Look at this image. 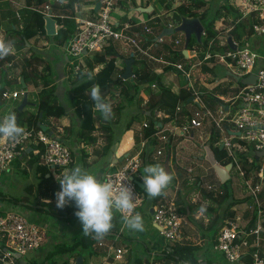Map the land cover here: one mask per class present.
Listing matches in <instances>:
<instances>
[{
  "label": "crops",
  "instance_id": "0c3cea01",
  "mask_svg": "<svg viewBox=\"0 0 264 264\" xmlns=\"http://www.w3.org/2000/svg\"><path fill=\"white\" fill-rule=\"evenodd\" d=\"M0 14H1V29H0V40H3L5 36V30L7 25L12 20V12L15 13V9L11 4L4 0H0ZM23 5L26 4V0H18ZM36 0L35 2H37ZM44 4H51L54 8L53 14L60 16H68L70 17V11L69 10H63L62 7L66 4V0H43ZM98 0H84V3L80 4L77 8V10L74 12L73 16L80 17V18H89V19H95L96 18V3ZM223 5L226 3L225 0H222ZM136 7H133L130 5L129 2H125V0L120 1L118 5L115 6L117 8L114 12L116 14V18L119 17L122 18V20H119L118 23H123L129 26V29L126 30V35L133 37L135 34V39L137 40L138 44L149 54H152L156 58H160L163 61L167 62H174L177 64L184 65L186 69V64L178 63L177 61H169L165 58V56H170L172 50L174 49H181L182 52L187 51V58L190 61H187L191 64V68H196L195 72L200 73L201 71L209 72L211 79L209 82H203L201 80L202 86H200V90L203 92V94H206L207 91L210 90L211 96H214V92H222L218 87H222L221 89H224L226 92V89L234 90V92H226L221 95H216L222 103L224 104V100L231 99L235 97L238 92L240 91L241 87L244 86L238 81L236 78V85L235 87H228L226 85H222V81H216L218 78V73H213L214 68H220V64H217V62L212 63L211 65L207 67L198 68L203 62L197 58V51L198 47H195L193 50H188L186 45L183 46L182 41L179 40V44H175V40L173 37H169L165 39V42L162 43L161 46L156 44V37L159 32H161L163 29H165V24H160L155 19L156 16L160 15V12H153L151 13L149 18H146L143 16L142 13H140L139 16L135 17L132 15V11H137V8L139 7H146L145 3L146 0H135ZM222 5V6H223ZM148 6V5H147ZM131 10L130 13L128 11ZM173 11V5L172 9ZM170 11V12H171ZM138 12V11H137ZM174 12V11H173ZM172 16L170 13L169 17ZM157 20L154 21V25H150L152 33L151 34H144L143 29L145 25L138 24L142 20ZM184 19V18H183ZM137 22L136 25L132 26L130 21ZM56 21V30L58 28V23ZM180 23H177L179 25ZM176 25V26H177ZM158 29V30H157ZM47 32V31H46ZM175 32V31H174ZM217 36L222 39L221 35L224 34L223 30L217 31ZM225 32H228L227 35H225L224 40H219V44L217 48H215V51L217 52L218 48L223 49L226 48L227 45V38L230 37V32L225 30ZM194 37V36H192ZM232 40L233 43L237 42L233 36ZM179 38V37H178ZM218 38V39H219ZM217 39V41H218ZM35 41V40H34ZM257 42H254V45H256L257 49L262 50L264 52V39L258 38L256 39ZM38 42H49V39H46L44 37H41L35 43ZM51 42V41H50ZM226 42V44H225ZM186 43V40L185 42ZM53 46H55L54 43H52ZM28 47H30L29 44H27ZM114 48V51L116 52L117 58L114 63L113 70H105L103 65H96L92 71H88V69H84L82 72L83 74L87 75L89 74L91 77H106L104 79V88L103 91L100 89L98 93L103 94L104 96V102H106L109 107L105 108L108 110V115L105 119H102L101 121L98 119V113H96L97 110H104L99 109L97 104H92L91 107L92 112H95L93 117H97V121L94 122V127H92V130H89V128L82 127L83 122V116L81 115V112L79 108L82 106V104H75L73 101L69 99V94L73 93V90L77 88L78 86L82 85V81L77 77V72H74L71 70V68L68 65V58L63 53L62 47L55 46L56 52L49 57V59L44 58L46 61H48L51 64L52 67V81L54 85L56 86L55 90V98L54 103L60 104L66 109V115L62 118H50L49 122L54 123L55 131L56 133H53L57 135L71 150L73 154V162L70 165L69 168L65 170H61L60 173H57V175H63L64 173L71 170V168L74 165H79L83 169L88 170L92 173H95L98 175L99 178L104 179V176L106 174L112 173L119 169L129 157L133 156L139 151L140 143L136 144L135 142V133H139L141 124L146 121L145 115H149L150 113L147 112L146 114H143V112L137 107L134 108H125L120 117V122L117 125H112V130L109 129V126L112 122V119L110 118L113 114L112 109L119 101L118 97L113 98V94H118L119 91H116L113 89L111 85V80L115 78L116 75H118L120 72L122 74L124 73V70L126 68V61L129 59L136 58V61L140 62L141 58H145L148 64V67L151 69V72L153 75H157L160 77L161 82L163 85L167 86L172 90V92L176 95H178L180 88L183 86L181 82V78L176 76L175 74H178L174 70L168 68L165 64H162L160 62H154L149 60L144 54L138 53L133 45H131L128 42H120L115 41L110 44ZM223 46V47H222ZM34 47V46H33ZM157 47V48H156ZM174 47V48H173ZM157 49V51H153V49ZM226 50V49H224ZM12 52H15L14 50ZM25 54V53H23ZM20 54L17 56L14 63H16V67L14 66V71H12V78L10 80L16 81V83H13L9 90L11 91H18L22 92L23 94H20L16 99L13 98H7L3 99L1 101L0 106V120H3L5 117L11 114L13 110H27L29 113L36 114L38 110V94L41 90L40 86L36 87L33 82H27L24 80V73H19L18 68V58L23 55ZM31 54V53H26ZM105 54V53H104ZM102 54V55H104ZM30 56V55H29ZM27 56V57H29ZM94 56V55H92ZM91 56V57H92ZM24 57V56H23ZM42 57V56H41ZM216 61V60H215ZM132 63L131 65V71H132V78L127 79L131 82H134L135 75L134 72L139 68L138 63ZM220 63V62H219ZM223 64V63H221ZM208 65V64H207ZM226 66L225 64H223ZM24 66H26L24 61ZM23 66V69H24ZM227 67V66H226ZM226 69V68H225ZM220 70V69H219ZM3 71V70H1ZM0 71V72H1ZM165 71H170V73H174L172 76H169ZM200 71V72H199ZM234 73L238 71L233 70ZM232 72V73H233ZM5 73H7L5 71ZM9 73V72H8ZM7 73V74H8ZM193 73V72H192ZM215 77H213L212 75ZM202 74V72H201ZM200 75V74H198ZM232 75V74H231ZM8 76V75H7ZM123 76V75H122ZM213 77V78H212ZM123 78V77H122ZM88 79V78H87ZM123 80H125L123 78ZM40 81L39 79L37 80ZM126 81V80H125ZM216 84V86L214 85ZM214 85V86H210ZM146 84L141 85L140 88V97L144 100V103H146L149 99V96L145 94L142 90L145 88ZM154 89V87H153ZM217 89L218 91H216ZM223 90V91H224ZM228 91V90H227ZM88 91L86 90L84 93H79V96H88ZM232 95V96H231ZM73 96V94H72ZM211 96H207L203 103L207 106L208 110H211L213 112L217 111L215 108L216 103H212ZM190 100V99H189ZM192 101H189L188 104H178L177 107L181 106L182 111H186L188 115L193 114L197 111L198 108L191 109L190 104ZM114 103V106H112ZM193 104V103H192ZM218 104V103H217ZM197 105V104H196ZM227 105V104H226ZM144 105H141V107ZM177 107L175 111V115L177 114ZM226 110L228 109L225 107ZM160 115V116H159ZM178 115H180V112H178ZM187 115V116H188ZM133 116V117H131ZM129 117V118H128ZM167 116L164 115L161 112L156 113L155 119L158 121V126H163L166 129H173L178 127L177 121L174 119H171L168 122H165L164 119H166ZM129 121V122H128ZM48 122V123H49ZM179 122V121H178ZM125 124V127L122 128L120 125ZM43 126L47 127V131H49V126L42 124ZM212 125L209 121H206L204 123L203 128L201 129H193L189 134H183L181 136L175 135L171 137V142L168 146L164 148L163 154L161 156H157L155 153L156 149L161 146V144H158L157 146H154L153 148V155L152 159H155L159 162H156L154 164H159L160 166L164 167L166 170L169 168V174L171 176V180L169 184L162 190L163 195V203L167 204H173L176 206L178 213L181 215V211L183 208L187 210L186 216L182 213L183 217V235H186V233H191V235H198L202 241H205L208 246L205 248H209L210 255L214 257V259L209 260L212 263L217 264H228L220 254L215 252L212 249L213 242L215 240V237L219 231L221 218L223 214V210L218 209L217 212H211L208 211V208L212 205L211 199L208 197V194L214 191H220L218 186L215 185V182L218 181L215 172L213 171L211 165L206 162L203 159L204 156V148L206 145L209 146L208 141L211 138V129ZM130 128V129H127ZM112 131V137H111V147L109 150L105 151L104 147L107 146L109 143L107 141V136ZM80 132V133H79ZM82 132V133H81ZM238 143H240V140L235 139ZM142 144V140L140 141ZM210 147V146H209ZM245 148H249L250 146H244ZM32 150L31 146L26 148V153L30 152ZM238 154L242 153L243 151H238ZM23 156L20 157V160H22ZM217 164L220 165V163L217 162ZM12 163L9 171L7 174L3 175L2 180L7 181V185L9 186L7 189H14L17 188L20 180L11 178L13 175L12 170H16V167L13 166ZM39 165L40 162H39ZM242 165V164H241ZM38 165L34 166V172L36 174V168ZM42 166V165H41ZM222 166V165H221ZM143 172V171H142ZM12 173V174H11ZM51 174L53 175L54 179L56 180V170L55 172L52 171ZM140 178H142V173H140ZM143 179V178H142ZM242 180V179H241ZM194 181H199V186H194ZM57 182V181H56ZM142 183V182H141ZM143 184V183H142ZM144 185V184H143ZM182 186H184L182 188ZM211 186L212 189H208V187ZM144 188V187H143ZM209 190V191H208ZM220 194L222 193L219 192ZM143 199V194H140ZM216 196V193H214ZM12 195H8L6 197H10ZM40 203L44 202L40 197ZM152 197L148 195V200L151 201ZM22 201L24 206L26 208H32L31 203L27 199H23ZM71 201H69L67 204H69ZM159 203L160 200L158 201ZM184 203L189 204V207H185ZM184 206V207H183ZM0 207L9 209L10 206L7 205V200L4 197V200L0 201ZM214 209L217 208V204L212 206ZM154 208V206L150 207V205H139L136 209V213H139L143 217L144 221V228L141 231L133 230L127 226L126 220L121 216V213L119 210H116L114 212V226L111 228L106 234H104V238L100 239L98 244L99 250L102 251L103 249L107 250L110 246H113L114 248H126L129 250L128 255H124V259L127 260V264H134L136 259H142V260H149V258L153 257L155 260L161 254L165 251V249L173 244V243H167L163 237L159 233V229L152 223V213L151 210ZM4 210V209H3ZM204 212V213H203ZM208 212V213H207ZM218 216L220 222H216L215 224H212V219L214 217ZM203 217V218H200ZM78 219V218H77ZM75 219L69 222H73ZM60 222V221H59ZM219 223V227L216 228V225ZM38 224V223H37ZM198 226L200 227L201 231H199ZM202 226V227H201ZM45 227V226H43ZM46 228V227H45ZM49 235V234H48ZM213 235V236H212ZM52 236H48L49 242L51 243ZM184 238V237H183ZM206 250V249H205ZM204 251V250H203ZM204 253V252H203ZM106 256L99 258L97 255H94L90 258H88V262H94V260H97L96 264H116L117 261H114V257H108ZM210 258V256H209ZM110 260V261H109ZM83 262V261H82ZM206 262V261H205Z\"/></svg>",
  "mask_w": 264,
  "mask_h": 264
},
{
  "label": "built area",
  "instance_id": "2783aa9c",
  "mask_svg": "<svg viewBox=\"0 0 264 264\" xmlns=\"http://www.w3.org/2000/svg\"><path fill=\"white\" fill-rule=\"evenodd\" d=\"M16 7L15 16L19 22V28L22 29L21 10L29 9L43 16H49L54 19L64 18V16H56L53 14L51 4H43L37 6H27L21 4L18 0H4ZM117 0H99L100 7L96 13L95 19L80 18L73 16L72 19L76 23V31L66 46L62 47L63 53L68 58V65L74 72L80 70L81 62L89 58L90 54H104L106 48L112 42H128L135 49L144 54L149 60L165 64L168 68L177 73H181L188 81V89L191 92L192 102L198 105V109L193 114L185 116L178 115L182 110L181 106L177 107V114L173 118L177 121L176 128L171 130L158 126L157 132L152 136L156 145L161 144L155 153L157 156L163 154L165 147L170 145L171 137L183 134H189L193 129H201L206 121L221 133V141L223 149L232 158L236 171L243 179V188L248 194V203L243 208L234 210L232 217L226 218L221 224L219 231L215 237L212 249L220 254L228 264H264V52L257 49L254 43L249 40L243 41L242 44L234 42L236 49L232 50L228 47L223 52H216L211 41L208 49L201 58V62H206L212 58L218 59L220 63L225 64L231 73L238 69V74L232 73L245 78L254 74L256 81L252 84L241 87L238 94L228 100H224V104H220L217 111L208 110L202 102L203 92L194 87L192 73L186 70L184 65L174 62L163 61L149 54L143 49L134 37L126 35L129 26L118 23L111 16V10ZM208 1V0H203ZM178 7L173 10L180 11L184 8L190 14H195L198 0H176ZM175 3V2H174ZM237 7L242 13V18L246 20H256L250 26L251 32H255L257 37L264 39V22H258V19H264V0H240ZM164 14L155 17L159 19ZM150 19L141 21L138 24L145 25ZM240 20L235 21V24ZM161 24V23H160ZM169 23L167 27L175 29ZM150 26L144 27V34H151ZM204 35V32H203ZM194 38L198 43L201 39ZM165 37H156V44L165 42ZM214 43V40H213ZM175 44H179V40H175ZM6 71L8 78H12L14 64L7 63L0 66V71ZM22 92L7 90L3 93V99H16ZM227 104V105H226ZM227 107L228 109L226 110ZM160 116V115H159ZM179 121V122H178ZM147 122H143L141 130L146 128ZM232 126L234 128H232ZM240 140V143L235 141ZM147 140L142 138L139 151L129 157L127 161L112 173L107 174L104 180L113 183L114 189L119 191L125 184L130 187L134 197V207L131 210L120 212L125 217L134 215L136 209L142 202V197L137 190L134 176L138 174L142 163L141 153L146 147ZM40 145L42 154L40 164L45 166L51 172L55 169L65 170L70 167L73 162V154L70 148L55 134L50 131H44L40 128L32 127L22 131V134L16 138L2 136L0 138V180L3 175L7 174L9 168L15 160L23 155L26 148L30 145ZM244 145H249L255 152L249 158H253L255 154L260 158V166L255 174L256 182L246 177L242 165L236 157L238 151L248 150ZM251 160V159H250ZM233 167V164H232ZM208 189H212L211 186ZM1 210H3L1 208ZM10 209L0 211V264H22L23 257L34 253L41 252L46 249L49 239L45 227L40 228L32 223L21 212H6ZM6 212V213H3ZM152 223L159 228V233L167 243H180L183 240V217L178 213L177 208L173 204L159 203L154 207L152 214ZM102 245L101 243L99 244ZM18 254L19 258L15 255ZM129 250L126 248H114L110 246L106 251V257H114V261L119 264H127L124 255H128ZM47 264V263H45ZM139 264V263H134ZM141 264H152V261Z\"/></svg>",
  "mask_w": 264,
  "mask_h": 264
},
{
  "label": "trees",
  "instance_id": "16d2710c",
  "mask_svg": "<svg viewBox=\"0 0 264 264\" xmlns=\"http://www.w3.org/2000/svg\"><path fill=\"white\" fill-rule=\"evenodd\" d=\"M26 0L27 6H41L44 4L43 0ZM122 0H117L114 4V7L118 5ZM226 3L222 6V9H225L227 14L230 15L229 17H233L234 19H238L240 17V13L229 4L228 0H225ZM125 2H129L131 6L136 7L135 0H125ZM84 3V0H66V4L62 7L64 10L70 11V17L64 16V18H57L58 28L56 34L54 36L48 35L45 29V20L44 16L34 11H31L27 8L21 10L22 16V29L19 28V22L15 16V13L12 12V20L7 25L5 30V36L2 41H7L11 46V52L6 55L0 57V66H3L7 63H13L16 67L15 60L18 55L21 53H32L33 45L32 41H37L41 37L46 39H50L53 43L58 47H64L73 37L76 31V23L72 19L74 12L76 11L77 7ZM160 8L171 10L173 0H159L158 3ZM145 5H149V1L146 0ZM206 5V2L203 0H198L196 9L201 10L202 7ZM54 10V8H53ZM219 9H216L215 12H208V9L202 10L200 13L190 14L187 12L186 9H180V13L183 16L174 15V18L177 22L181 23L183 18L191 19V18H198L203 24H205V36L202 37L201 43H198L194 37H191L189 43L187 44L188 50H193L195 47L196 49H207L208 44L211 40L217 43V31L214 29L215 21L220 19V15L218 14ZM1 17V14H0ZM159 21V19H157ZM130 21V20H127ZM131 24L134 26L137 22L130 21ZM246 21H241L234 25L233 30L229 33V35L233 36V38L237 41V43L242 44V33L251 34L250 24L257 22L256 20H251V23L246 24ZM235 23V20H234ZM1 18H0V29H1ZM150 25H154L153 22ZM248 30V31H247ZM219 43V42H218ZM30 45V47L27 46ZM229 46L226 45L227 49ZM15 52H12V51ZM26 51V52H25ZM203 55L200 54V58ZM117 55L114 51L112 46L107 47L105 54H94V56L86 58L84 62L80 66V70L77 72V77L82 81V85L78 86L73 90V96L70 93L69 99L73 101L75 104H82L79 108L81 115L83 116L82 127H87L89 130H92L94 127V122L98 119L101 121L105 119L106 116L104 114V110H97L98 119L93 115L95 112H92L91 107L96 104L94 99V91L96 87H99L103 91L104 88V79L106 77H91L89 74H83L84 69H88V71H92L96 65H103L105 70H113L114 63L116 61ZM165 58L169 61H177L178 63H183L186 61L185 55L182 51H172L170 56H165ZM132 59V58H131ZM137 57L133 58V62L136 63ZM141 61L137 62L139 68L135 70V80L131 82L129 80H123V74L120 72L118 75L115 76L114 79L111 80V85L114 90L119 91V93L113 94V98L118 97L119 101L112 109L111 119L112 122L109 126V129L112 130V125H117L120 122L121 113L125 108H134L137 107L138 110L140 109L143 114L149 112V115H145L147 121V127L141 130L142 138L146 139V147L141 153L142 163L140 166V170L137 175L134 176L135 180H138L143 183V179L140 178V173H142L144 167L148 164H154L159 162L155 159H152L153 155V148L156 145V141L152 136L158 130V121L155 119L156 113L161 112L167 116L164 119L165 122L170 121L175 117V111L178 104H187L189 103V99L191 98V92L186 86H182L178 95L174 94L170 88L163 85L161 79L157 75H153L151 69L148 67L147 61L145 58H141ZM26 66H24L23 73H24V80L27 82H33L36 87L41 88L39 91L38 96V110L36 114L29 113L27 110H13L11 114H14L17 119V123L21 126L22 131L26 129H30L32 127L40 128L38 123L48 125V121L50 118H62L66 115V109L60 104H55V90L56 86L54 85L51 77H52V67L48 61H46L43 57L38 55L30 54L29 57L24 58ZM187 61H190L187 59ZM186 61V62H187ZM132 62V63H133ZM184 62V63H186ZM190 66H186L189 69ZM88 78V79H87ZM40 80L39 82L37 80ZM16 83V81L10 80L8 78L7 73L5 71L0 72V106L1 101L3 100V93L10 89L11 85ZM146 84L145 88L142 90L145 94L149 96V99L146 103L140 97V86ZM154 87V89H153ZM88 91V96H79V93H84ZM226 93L225 91L222 92H214V96H211V101L213 104L215 101L218 103H222V101L216 97V95H221ZM99 96L102 100H104V96L99 93ZM93 104V105H92ZM141 105H144L141 107ZM187 114L186 111H181L180 115L185 116ZM188 115V114H187ZM133 117V116H131ZM130 129V128H127ZM211 138L208 141L210 148L212 149L215 159L220 165L226 166L229 164H233L232 169L236 170L235 164L232 158L228 155L225 149H220L219 143L221 141V134L216 130L214 126L210 129ZM80 133V132H79ZM82 133V132H81ZM219 133V134H218ZM111 137L112 131L107 136L108 145L104 147L105 151L109 150L111 145ZM140 135L139 133H135V142L136 144L140 143ZM140 145V144H139ZM32 150L30 152L24 151L22 162L26 161L30 168H34L35 165H38L36 168V174L39 177V186L37 191L38 196L44 201L41 203L39 207H33V209H38L44 212L47 216L57 221H72L73 219L77 218L75 215L76 206L73 201L69 204H66L62 208L56 207V196L55 193L60 189V185L56 182L54 177L52 176L50 170H48L45 166L39 165L40 157L42 154V147L40 145L33 144L31 146ZM249 149V148H248ZM240 163L242 164V168L245 171L246 177L252 179L256 182V173L259 170L260 166V158L255 155L253 158H249L252 156L251 154L248 155L244 154H237ZM251 159V160H250ZM19 158L15 161L16 167L18 168L20 165ZM60 169L56 170V173H60ZM237 172V171H236ZM238 173V172H237ZM199 181L194 182V186L198 185ZM144 184V183H143ZM222 193L215 196L214 193H209L208 197L212 201V205L208 208V211L217 212L218 209H221L227 201L230 200L231 193L228 190L227 182L221 184ZM166 188V187H165ZM137 190L140 194H143V199L140 205H150L156 206L160 200L163 202V195L160 193L157 196L152 197L151 201L148 200V194L144 191V188L138 187ZM164 190V189H163ZM27 199V198H26ZM0 200H4V197H0ZM13 201L16 202V199ZM217 204V208H213ZM236 205V202H233ZM185 207H189L190 205L184 203ZM183 206V207H184ZM230 206L233 207L230 203ZM227 209V206L225 207ZM185 216L187 214L186 208L181 211ZM208 213V212H207ZM230 217L234 215V212H230ZM219 222V217L216 216L212 219V224ZM264 227V222H263ZM213 236V235H212ZM105 236L97 237L91 233L89 234H82L79 239L73 242L70 245H61L58 244L54 246L52 250H49L45 253L43 259H41L37 264H72L70 259H73V264H78L77 259L79 257L83 258L82 264H88L85 260L87 257L90 258L94 255H97L99 258L106 256V251L103 249L102 251L99 250L98 244L100 239L104 238ZM201 250V246L197 245H186L182 242L180 243H173L169 245L164 252L159 254L156 259L157 264H206L204 263L207 260H199L196 256V253ZM66 253L68 258L66 260H62L60 263L57 262L56 257ZM180 253L187 254V260H183L180 258ZM48 257H51V260L48 261ZM18 260V263L21 264ZM110 261V260H109ZM150 260H142L136 259L135 263H144L149 262Z\"/></svg>",
  "mask_w": 264,
  "mask_h": 264
},
{
  "label": "rangeland",
  "instance_id": "374dc122",
  "mask_svg": "<svg viewBox=\"0 0 264 264\" xmlns=\"http://www.w3.org/2000/svg\"><path fill=\"white\" fill-rule=\"evenodd\" d=\"M149 1V5L148 6H152L153 7V12L157 13V12H160V14H164L161 18H160V23L163 25L165 24L167 27L169 23H172L173 26H176L177 22L174 18H172V16L174 15H178V16H183L182 13H180L181 11H177V10H167V9H163V8H160L159 5L157 4L159 0H148ZM229 1V4L234 7L239 13H240V17L238 19H234L233 17H229L230 15L227 14L226 10L225 9H222V5L224 2H222V0H208L206 1V5L204 7L201 8V10L199 9H193V12L195 13H200L202 10H205L206 8L208 9V12H215L216 9H219V15H220V19H218L217 21H215V24H214V29L216 31H220V30H223L224 31V34L221 35L222 39L219 38V36H217L215 39H218L217 43L214 41L213 43V40L211 41V43L215 46L213 48H217L218 46V42L219 40H224L225 38V35L228 34V32H225V30L228 29V31L230 32V30H233L234 28V20L237 21V20H240L241 21H246L245 23L246 24H250L251 23V20H246V18H242V13L240 11V9L237 7V3L240 2V0H228ZM1 2V1H0ZM98 2V1H97ZM175 2V3H174ZM22 4V3H21ZM12 5V4H11ZM175 8L178 7L179 3L176 2V0H173V4H172ZM13 8H16L14 5H12ZM173 7V8H174ZM78 8V7H77ZM118 8V7H117ZM114 7V9L111 10V16L113 18H115L117 20V22H119V20H122L121 17H119L118 19L116 18V14H115V10L117 9ZM77 10V9H76ZM117 11V10H116ZM171 11V12H170ZM131 10L128 11V13H130ZM152 12V13H153ZM97 13V12H96ZM170 13L172 14V16L169 17ZM143 16H145L146 18H149L151 13H142ZM132 15H134L135 17L139 16L140 15V12H135V11H132ZM191 19H194V18H191ZM143 21V20H142ZM154 21H157V20H151V22H154ZM257 21V19H256ZM159 22V21H158ZM258 22H264V19H261L259 20L258 19ZM131 23V22H129ZM140 23V22H139ZM150 24V21L149 22H146V26H148L147 24ZM256 23V22H255ZM203 28H204V35L202 34L201 38L203 36H205V24H203L201 22ZM253 23L250 24V26L252 25ZM264 24V23H263ZM132 25V24H131ZM133 26V25H132ZM170 28H165L163 30H168ZM158 30V29H157ZM162 30V31H163ZM173 30V34L171 35H165L164 37L165 38H169V37H173L174 40L175 39H178L180 41H182L183 43V46H185V40H186V35L185 33H182L180 32V30H177V28L175 29H171ZM161 31V32H162ZM175 31V32H174ZM248 31V30H247ZM161 32H159L158 30V34H157V37L159 36V34H161ZM143 33H144V29H143ZM242 40L241 41H247L249 40L250 42L254 43V42H257L256 39L260 38V37H257L256 36V33L253 31L251 32V34H246V33H242ZM135 37V34L134 36ZM179 37V38H178ZM49 39V42H36L35 45H34V42L35 41H32V45L34 46L33 47V51L31 54L33 55H38V56H42L44 58H47L49 59V57H51L52 54H54L56 52L55 50V46H53V41H51ZM226 41V40H224ZM140 44V43H139ZM226 44V42H225ZM141 45V44H140ZM159 46H161L162 44H158ZM209 45V44H208ZM142 46V45H141ZM143 47V46H142ZM223 47V46H222ZM144 48V47H143ZM157 48V47H156ZM174 48V47H173ZM107 49V48H106ZM208 49V47H207ZM206 49V50H207ZM205 49H199L197 51V58L195 59H200V54L204 55V53L206 52ZM63 51V50H62ZM137 51V50H136ZM153 51H157V49H153ZM172 51H182L181 49H174ZM224 50L221 49V48H218L217 49V52H223ZM26 52V51H25ZM138 52V51H137ZM139 53V52H138ZM22 54V53H21ZM30 54H23L21 55L19 58H18V68H19V73H23V66H24V58H27V56H29ZM24 56V57H23ZM92 55L90 54L89 57H91ZM85 60V59H84ZM84 60L81 62V64L84 62ZM212 58L206 62H203L200 66H198V68H201L202 67V70H203V67H207L209 65H211L212 63H215L217 62V64H220V70L218 68L215 67H212L214 68L213 70V73L217 72L218 73V78L216 81H222V85H226L228 87H235L236 85V79L234 77V75H230L229 72H231L229 70L228 67L224 66L223 64L219 63V60L217 59ZM187 61V59H186ZM184 61V62H186ZM80 64V65H81ZM187 66H190L189 69L186 68V70H189L191 71L192 73V80L191 82L193 83L194 87L198 90H200V86L203 88L205 86H202L201 84V80H203V82H209V80L211 79L210 77V73L209 72H205L204 70L201 71L200 73H196L195 72V69L196 68H191V64L186 62L185 63ZM208 64V65H207ZM51 65V64H50ZM70 67V66H69ZM71 68V67H70ZM226 68V69H225ZM72 70V69H71ZM235 71H238V69H235ZM169 76H172L174 73H170V71H165ZM200 74V75H198ZM176 76H178L179 78H181V82L184 86H188V81L187 79L182 76L181 73H178V74H175ZM212 75V73H211ZM213 77H215L214 75H212ZM212 77V78H213ZM242 79V77H241ZM216 86V84H214ZM214 85H210V86H214ZM221 91H223L224 89H221L222 87H218ZM216 91H218L217 89H215ZM228 90V91H227ZM225 91V90H224ZM219 92V91H218ZM226 92H234V90H230V89H226ZM207 96H211V93H210V90L206 92V94H203L202 95V102L203 100L207 97ZM232 96V95H231ZM191 102L190 104V108L191 109H194L195 108H198V105H196L195 103ZM215 108L214 109H218L219 107V103L217 101H215ZM218 103V104H217ZM188 104V103H187ZM114 106V103L113 105ZM206 106V105H205ZM207 108V106H206ZM182 111V110H181ZM180 111V112H181ZM188 114V113H187ZM187 114L185 115V118H187V120L189 119V117L187 116ZM129 118V117H128ZM49 122V121H48ZM129 122V121H128ZM48 126H49V131L50 133H56L55 131V127H54V123L51 121L48 123ZM122 128L125 127V124H121L120 125ZM113 128V126H112ZM232 128H234L232 126ZM220 134H223L221 133L219 130H217ZM218 133V134H219ZM139 135H140V132H139ZM142 140V138L140 137V141ZM141 143V142H140ZM222 145V143H219V146ZM32 146V145H30ZM244 146H249V145H244ZM243 152L248 154V155H252L254 154L255 152L253 151L252 148H250V151L249 150H246V149H243ZM238 153H236V157ZM256 155V154H255ZM252 158V157H251ZM20 160V158H19ZM16 161V160H15ZM12 162L14 165V167H16V162ZM21 161V160H20ZM120 169V168H119ZM117 169V170H119ZM57 170V169H55ZM54 170V172H55ZM13 172V175L11 176L12 179H14V177H16V179L20 180L17 188H14V189H7L9 186L7 185V181L6 180H0V197H5L6 200H7V205L10 206V210L6 211V212H11V211H14V212H21L23 213L30 222L32 223H35L36 225H38L40 228H43V226L46 227V230H47V236H52V240H51V243H47V246H46V249H43L41 252H34V253H31L25 257H23V261H22V264H37L41 259H43L45 253L49 250H52L54 248V246L58 245V244H61V245H70L72 244L73 242H75L77 239L80 238V236L83 234V231H82V226H81V223L79 221V219L75 218V220L73 222H66V221H57L55 219H52L50 218L49 216H47L44 212L38 210V209H33L32 208H26V206H24L23 204L20 205V203H23L22 201H24L23 199H26L29 201V203H31L32 206H35V207H39V203H40V199H39V196H38V193L37 191H39L38 189V186H39V177L37 176V174H35L34 172V168H30L27 164L26 161L24 162H20V165L19 167L17 168L16 167V170H12ZM51 172V171H50ZM12 174V173H11ZM107 175V174H106ZM53 176V175H52ZM55 178H56V181L58 183V180L60 178V175H54ZM105 177V176H104ZM242 177L239 175V173L236 172L235 169H232L230 171V178L229 180L227 181V186H228V190L229 192L231 193V196H230V200L227 201L225 203V205L223 206V208L221 210H223V214H222V218H221V222L223 223V221L226 219V218H229L230 217V212H234L235 209L239 210L241 208L244 207V205H246L249 201H248V194L245 192V189L243 188V179ZM195 182V181H194ZM59 184V183H58ZM221 183L219 180L217 182H215V185L218 186L219 190L220 191H214L212 193H216V196L219 195L222 191L221 189ZM184 186H182L183 188ZM209 191V190H208ZM8 195H12L10 197H6ZM14 199H16V202L13 201ZM1 201V200H0ZM233 202H236L237 204L234 205ZM163 203V202H161ZM230 203L233 207L230 206ZM159 204V203H158ZM157 204V205H158ZM167 204V203H166ZM156 205V206H157ZM227 206V209H225V207ZM155 207V206H154ZM4 210H6L7 208H3ZM154 209V208H153ZM0 211H3L1 210V207H0ZM6 212H3V213H6ZM154 212V210H153ZM204 213V212H203ZM153 214V213H152ZM182 215V213H181ZM200 218H203V217H200ZM220 222V221H219ZM38 223V224H37ZM221 226V224H220ZM202 227V226H201ZM219 227V223L216 225V228ZM198 229L199 231H201L200 227L198 226ZM49 234V235H48ZM183 240L181 241L182 243L186 244V245H197V246H201V250L199 252L196 253V256L199 260L203 261V260H212L214 259V257L212 255H210V250L209 248H205L206 246H208V244L205 242V241H202L201 238L198 236V235H191V233H186V235L184 234L183 236ZM206 249V250H205ZM204 250V251H203ZM204 252V253H203ZM180 258L183 259V260H187V254L186 253H180ZM210 256V258H209ZM68 258V255L66 253L64 254H61L59 256L56 257V260L58 263H60L62 260H66ZM51 260V257H48V261ZM86 262L88 264H96L97 263V260H94V262H88L87 260V257L85 258ZM150 261H152V264H157L156 263V260L151 257L149 258ZM71 263L73 264L74 260L73 259H70ZM206 261V262H207ZM116 264H119V262H117Z\"/></svg>",
  "mask_w": 264,
  "mask_h": 264
},
{
  "label": "clouds",
  "instance_id": "9594fccd",
  "mask_svg": "<svg viewBox=\"0 0 264 264\" xmlns=\"http://www.w3.org/2000/svg\"><path fill=\"white\" fill-rule=\"evenodd\" d=\"M10 52V44L0 40V57ZM104 114L108 115L107 109ZM21 134L22 128L14 114L0 120V135L16 138ZM142 178L144 191L151 197L159 195L171 180L169 172L159 164L146 165ZM57 180L60 189L55 193L56 207L62 208L69 201H73L76 206L75 215L86 235L91 233L97 237L103 236L113 228L116 210L124 212L134 207V197L130 187L122 183L123 186L116 191L111 181L101 179L97 174L79 165H74ZM125 220L127 226L133 230L141 231L144 228L143 217L139 213L125 217Z\"/></svg>",
  "mask_w": 264,
  "mask_h": 264
},
{
  "label": "water",
  "instance_id": "95a60500",
  "mask_svg": "<svg viewBox=\"0 0 264 264\" xmlns=\"http://www.w3.org/2000/svg\"><path fill=\"white\" fill-rule=\"evenodd\" d=\"M100 7V2L98 1L96 3V8L95 10L98 11ZM137 11L140 12V13H152L153 12V7L152 6H146V7H139L137 8ZM44 20H45V29L48 33V35L50 36H54L56 34V21L55 19H53L52 17H49V16H45L44 17ZM177 30H180V32L182 33H185L186 35V47H187V44L189 43V40L192 36H195L198 40L201 39V36L203 34V31H204V28L201 24V21L198 19V18H194V19H187V18H184L182 19V22L181 24L176 27ZM173 34V30L171 29H168V30H163L161 32V34H159L158 37H163L165 35H171ZM227 43H228V46L232 49V50H235L236 49V45L233 43V40H232V37H228L227 38ZM185 57L187 58V51H184L183 52ZM132 62H133V59H129L126 61V68L124 70V73H123V78L125 80L127 79H131L133 76H132V71H131V65H132ZM230 75L232 74L231 72H229ZM234 75V74H232ZM234 77L240 81V83L242 85H248V84H252L256 81V76L254 74H251L250 76L248 77H245V78H240L239 76L237 75H234ZM99 87H96L95 88V91H94V99H95V102L98 106L99 109H105V108H108L109 105L104 102L101 97L99 96ZM189 101H192V98H190ZM40 129L42 130H46L47 127L46 126H43L42 124L38 123ZM3 135H0V138L2 137ZM220 149H223V144L220 145ZM203 159L208 162L213 171L215 172V175L217 177V179L221 182V183H226L229 178H230V171L232 170V164H229V165H226V166H221L219 164H217V161L215 159V156H214V153L212 151V149L206 145L205 148H204V156H203ZM169 171V168L168 170ZM135 184L138 186V187H141L143 188L144 185L138 181V180H135ZM153 210H151V213H153ZM157 227V226H156ZM158 228V227H157ZM159 229V228H158ZM16 258H19V255L16 254L15 255ZM82 261H83V258L82 257H79L77 259V263L78 264H82ZM206 264H217V263H212L210 261H207V262H204Z\"/></svg>",
  "mask_w": 264,
  "mask_h": 264
}]
</instances>
